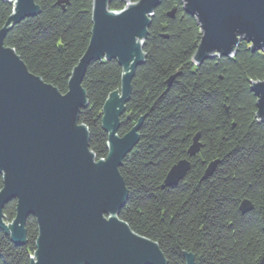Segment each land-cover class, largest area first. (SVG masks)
<instances>
[{"label":"trees","instance_id":"16d2710c","mask_svg":"<svg viewBox=\"0 0 264 264\" xmlns=\"http://www.w3.org/2000/svg\"><path fill=\"white\" fill-rule=\"evenodd\" d=\"M65 1L37 0L41 12L15 25L5 41L31 74L62 94L68 92L93 27V0ZM126 7L121 0L110 4L116 12ZM13 9V2L0 0V30ZM173 10L171 19L168 14ZM201 38V29L182 0L161 1L145 41V61L135 73L121 119L120 136L140 119L144 122L138 145L120 168L129 193L120 219L136 234L156 242L168 264H186V253L194 255L196 264H264V122L257 118L258 97L252 91L253 83L264 82V52L243 41L232 56L196 65L193 58ZM122 76L116 60L97 61L83 82L89 107L82 110L80 123L90 131V148L98 160L108 155L103 107L121 88ZM196 135L201 150L189 159ZM186 159L191 169L185 179L163 188L171 168ZM212 163H217L216 169L205 179ZM244 201L253 205L246 214L240 210ZM16 205L12 201L4 209L9 222L15 218ZM26 228L24 246L15 245L0 229V264H31L38 238L34 217Z\"/></svg>","mask_w":264,"mask_h":264},{"label":"water","instance_id":"95a60500","mask_svg":"<svg viewBox=\"0 0 264 264\" xmlns=\"http://www.w3.org/2000/svg\"><path fill=\"white\" fill-rule=\"evenodd\" d=\"M4 1L13 2L14 9L0 30V229L15 245L24 246L27 221L36 219L38 238L31 264H168L156 242L136 234L120 219L129 194L120 168L138 145L144 122L140 119L120 136L121 119L135 73L145 61V41L162 0H121L127 7L118 12L110 9L113 0H93L91 40L73 69L66 94L31 74L16 51L5 45L15 25L41 12L37 0ZM182 2L202 34L194 64L232 56L243 41L252 50L264 52V0ZM175 13L168 17L174 19ZM104 60H116L123 76L121 88L109 95L103 107L108 155L98 160L80 115L89 107L83 88L86 74L94 62ZM176 77L168 80V88ZM252 91L258 97L257 118L264 122V82L253 83ZM200 150L196 135L189 159ZM216 165H209L205 179L213 175ZM190 169V160L175 164L163 188L177 186ZM12 201L17 202L16 215L9 222L4 209ZM240 210L246 214L253 205L244 201ZM184 257L186 264H196L194 255Z\"/></svg>","mask_w":264,"mask_h":264},{"label":"rangeland","instance_id":"374dc122","mask_svg":"<svg viewBox=\"0 0 264 264\" xmlns=\"http://www.w3.org/2000/svg\"><path fill=\"white\" fill-rule=\"evenodd\" d=\"M251 45V44H250Z\"/></svg>","mask_w":264,"mask_h":264}]
</instances>
